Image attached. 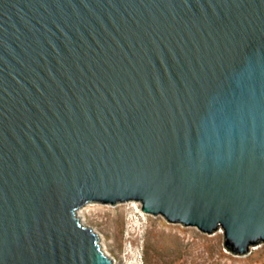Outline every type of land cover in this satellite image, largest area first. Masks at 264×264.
<instances>
[{"label":"water","instance_id":"95a60500","mask_svg":"<svg viewBox=\"0 0 264 264\" xmlns=\"http://www.w3.org/2000/svg\"><path fill=\"white\" fill-rule=\"evenodd\" d=\"M126 201L264 243V0H0V264H113Z\"/></svg>","mask_w":264,"mask_h":264},{"label":"rangeland","instance_id":"374dc122","mask_svg":"<svg viewBox=\"0 0 264 264\" xmlns=\"http://www.w3.org/2000/svg\"><path fill=\"white\" fill-rule=\"evenodd\" d=\"M81 210L88 225L104 238L113 264H264V243L254 246L247 255H235L224 245L223 229L209 234L196 226L170 223L163 215L147 214L137 201L116 205L91 202ZM141 210L147 215L143 216ZM132 215L144 218L133 227ZM116 216L121 220L119 235H115L112 222ZM157 228L169 233V254L159 255L152 244Z\"/></svg>","mask_w":264,"mask_h":264},{"label":"bare ground","instance_id":"6f19581e","mask_svg":"<svg viewBox=\"0 0 264 264\" xmlns=\"http://www.w3.org/2000/svg\"><path fill=\"white\" fill-rule=\"evenodd\" d=\"M143 210V209H142ZM141 210V214L144 216V215H147L145 212H143ZM79 215L83 221L84 224L88 225V223L86 222V220L84 219V215H83V210H80L79 212ZM143 216H139V215H132V218H130V223L132 224L133 227H135V223H137L138 221H140L142 218H144ZM120 216H116L113 218V226L115 228V235H119V232H120ZM137 221V222H136ZM95 232L99 233L96 229H94ZM100 234V233H99ZM98 234V235H99ZM100 236V235H99ZM166 236H169V233H165L164 230L162 228H157L155 230V236H154V239H153V246L154 248L156 249V251L160 254H163V255H166V254H169L172 250L170 249V247L168 246L167 242H166ZM101 238V242L105 248V250L107 251L108 253V247L106 246L105 244V240L104 238H102V236H100ZM174 250V249H173ZM157 253V254H158ZM156 255V254H155ZM162 256V255H161ZM175 256V255H174ZM175 258V257H174Z\"/></svg>","mask_w":264,"mask_h":264}]
</instances>
